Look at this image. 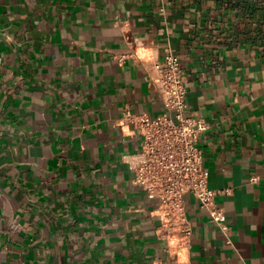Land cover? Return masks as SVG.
Returning a JSON list of instances; mask_svg holds the SVG:
<instances>
[{
  "label": "crops",
  "instance_id": "crops-1",
  "mask_svg": "<svg viewBox=\"0 0 264 264\" xmlns=\"http://www.w3.org/2000/svg\"><path fill=\"white\" fill-rule=\"evenodd\" d=\"M168 47L229 235L189 193L168 240L135 182ZM0 264H264V0H0Z\"/></svg>",
  "mask_w": 264,
  "mask_h": 264
},
{
  "label": "built area",
  "instance_id": "built-area-1",
  "mask_svg": "<svg viewBox=\"0 0 264 264\" xmlns=\"http://www.w3.org/2000/svg\"><path fill=\"white\" fill-rule=\"evenodd\" d=\"M154 68L157 74L153 79L164 100V112L151 115L128 108L124 116V122L143 135L141 149L131 153L129 159L136 172L135 182L149 197L160 200V232L168 240L175 235L189 240L194 233L187 209L189 193L229 235L228 214L217 201L218 190L210 186V170L205 166L200 143L210 124L204 117L189 113L182 57L168 47L165 57L154 62Z\"/></svg>",
  "mask_w": 264,
  "mask_h": 264
},
{
  "label": "clouds",
  "instance_id": "clouds-1",
  "mask_svg": "<svg viewBox=\"0 0 264 264\" xmlns=\"http://www.w3.org/2000/svg\"><path fill=\"white\" fill-rule=\"evenodd\" d=\"M185 259H186V257H185Z\"/></svg>",
  "mask_w": 264,
  "mask_h": 264
}]
</instances>
